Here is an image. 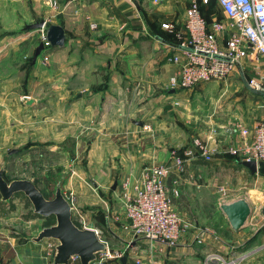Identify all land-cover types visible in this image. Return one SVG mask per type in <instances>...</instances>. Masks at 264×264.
I'll use <instances>...</instances> for the list:
<instances>
[{
  "label": "crops",
  "instance_id": "1",
  "mask_svg": "<svg viewBox=\"0 0 264 264\" xmlns=\"http://www.w3.org/2000/svg\"><path fill=\"white\" fill-rule=\"evenodd\" d=\"M57 1L58 7L44 10L45 0H32L45 15L48 11H53V18L58 15L56 24L67 34L65 44L44 45L35 62L25 65L19 62L20 54L27 49L24 57H28L33 37L25 45V33L12 32L22 24L25 29V0H0V27L11 30L0 36V46L8 45L6 50L0 48V158L4 148L16 150L6 148L8 143L77 141L83 136L93 141L90 166H75L64 189L72 193V215L79 206H89L85 215H79L80 228L130 243L122 255L125 262L109 257L101 264L223 261L238 241L249 239L253 224L248 225V219L244 228L233 231L220 205L236 200L225 197L238 189L247 192L264 186L262 163L252 173L240 156L230 153V148L250 143L254 128L264 120V94L247 86L249 76H264V61L242 60L224 80L171 87L169 78L179 65L168 58L177 52L178 43L173 32L160 25L170 21L182 28L189 0ZM198 8L208 22L226 21L217 0L198 1ZM91 22L97 24L96 30L90 29ZM210 83H215L213 110L196 101ZM25 94L33 99L26 104L29 107L22 101ZM235 123L246 127L249 135L243 139ZM200 146L209 158L200 153ZM174 152L183 157L180 168ZM154 164L170 167L167 184L172 203L192 224L172 248L159 244L150 249L143 241L136 243L124 214L125 194L134 193L144 168ZM88 173L96 177L90 179L91 186L85 180ZM181 195L180 202L173 200ZM211 204L218 206L220 215L206 216L204 210ZM219 219L221 227L231 231V239L211 228ZM7 230H0V264H51L48 246L56 241L19 240ZM257 245L264 246V235L252 247ZM117 250L109 248L111 254Z\"/></svg>",
  "mask_w": 264,
  "mask_h": 264
},
{
  "label": "built area",
  "instance_id": "2",
  "mask_svg": "<svg viewBox=\"0 0 264 264\" xmlns=\"http://www.w3.org/2000/svg\"><path fill=\"white\" fill-rule=\"evenodd\" d=\"M152 1L160 3L164 0ZM198 1L208 2L189 0L181 23L182 28H177L176 23L170 21L161 22L160 25L161 28L173 32L178 43L175 45L177 52L168 58L179 65V71L169 78L171 87L192 88L203 83L224 80L241 66L242 60L253 63L264 61V0H217L226 21L211 22L201 14ZM47 3L55 9L59 2L47 0ZM89 27L96 30L97 24L91 22ZM42 39L44 44L48 45L45 34ZM247 85L250 89L264 93V76H249ZM234 127L243 139L249 135V130L241 123H235ZM200 148V153L209 158L206 150L201 146ZM230 153L240 156L243 160L264 164V120L254 128L250 143L243 142L241 147L230 148ZM186 154L191 155L192 152L188 151ZM174 159L175 165L180 168L183 157L174 152ZM169 174V166H147L134 193L125 194L124 214L132 236L136 243L143 241L150 249L159 244L167 248L175 247L182 236L192 228L191 222L180 214L172 203L167 184ZM62 194L68 201L71 200L70 191H63ZM98 238L106 244L107 250L98 253L94 262L101 264L106 258H120L124 255L121 249L111 254L106 240L100 236ZM54 246H48L50 253L54 252ZM129 247L130 243H127L125 248ZM68 264L81 263L79 258L74 256Z\"/></svg>",
  "mask_w": 264,
  "mask_h": 264
},
{
  "label": "rangeland",
  "instance_id": "3",
  "mask_svg": "<svg viewBox=\"0 0 264 264\" xmlns=\"http://www.w3.org/2000/svg\"><path fill=\"white\" fill-rule=\"evenodd\" d=\"M46 1L47 0H45L46 5H44V10L45 8H51ZM36 10L38 11L36 12ZM52 12L53 11H48L45 15L44 11L41 12L40 8L36 7L32 0H25V25L43 19L45 20V26L40 29L27 30L22 28V24L19 29L12 30L15 35L25 33V45L28 40L33 37L32 39L34 44L32 43V48L28 50V57H24V54L27 55V49H25L24 53L20 54L19 62H25L26 65L30 61L28 58L33 54V48H35L40 42L38 40L41 39V41H43L42 36L46 32L47 26L59 22L60 18H58V15H56L55 18L50 16V14L53 15ZM12 20H14L13 17ZM7 31L11 30H5L0 27V36ZM88 32V29H86V33ZM82 35L85 36L83 33ZM48 46L49 45L45 44V47ZM1 47L6 50L8 45L7 47L0 46V48ZM9 68L12 70L11 67ZM99 79L101 81H105L106 78L99 77ZM93 80L97 81V79ZM213 85H215V83L204 85L206 88H204L203 91H200V95H196V101L200 105L205 106L207 110H213L214 106L212 101L216 94L214 93V89L212 87ZM48 92L49 91L44 93L48 94ZM45 94H43V96ZM25 97H27L26 94ZM30 99L33 100L32 98ZM70 99H74V95L70 97L69 100ZM22 101L24 102V97H22ZM25 106L29 107L30 105H26L25 103ZM76 143H78V145ZM91 143H93V141L86 140L83 136H81L77 141L67 138L62 142L53 140H25L23 145H17L16 142H12L11 144L8 143L6 148L12 147L11 149H16V152L10 155L8 150L4 148L3 153L1 152L0 167L2 165L4 167L3 175L6 180L10 181L12 179L20 178L33 179L34 184L45 196V198L51 199L54 196V191L58 182H61L62 193L64 189H67L66 184L71 171L75 166L82 164V168L84 169H87L90 166L88 161L89 155L92 153ZM260 167V173L264 175V166ZM94 178L96 177L92 176L90 173L85 176V180L90 184V186V179L94 180ZM182 198L183 197L181 195V197H173V200L180 202ZM225 198L228 200L231 198H244L249 203L252 209V215L249 218L248 225L253 224V232L251 233L252 235H250L249 239L245 241H238L241 243H236L232 250L223 256V261H216L212 264H264V246L257 245V247H252L258 238H261V236L264 235V217L260 213L261 207L264 206V186L262 185L261 188L256 187V189L247 192H245L244 189H238V191L232 192L231 195L229 194V196H226ZM87 208H89V206H79V208H76L73 211L72 217L75 219L74 221L76 225H82L78 221L79 215H85ZM204 212L206 216H209L210 218L214 217L215 214L220 215L221 213L218 206L215 204H211L210 206L207 205ZM54 223V216L45 218L35 214L33 212L32 204L23 193H15L7 202L0 201V230H5V228H7V233L13 235L19 240L30 239L35 236L41 228L50 226ZM221 223L222 222L219 219V221H215V223L212 224V227L211 224H208L222 238L229 237L227 239H231V231H227L224 227H221ZM102 239L108 242L109 248H119L123 250V252L125 251L124 248L126 247L127 242H124L121 238L104 236ZM43 241L54 242L55 240L44 239Z\"/></svg>",
  "mask_w": 264,
  "mask_h": 264
},
{
  "label": "water",
  "instance_id": "4",
  "mask_svg": "<svg viewBox=\"0 0 264 264\" xmlns=\"http://www.w3.org/2000/svg\"><path fill=\"white\" fill-rule=\"evenodd\" d=\"M45 26V20L26 24L25 29H40ZM65 30L59 24H50L46 28L45 39L50 46L62 47L65 44ZM44 42L41 41L36 46L31 63L33 64L41 51L44 49ZM248 86V85H247ZM253 90V89H251ZM254 92H257L253 90ZM263 93V92H259ZM264 94V93H263ZM28 99V100H25ZM32 100L24 97V103L30 104ZM16 150L8 153L11 155ZM245 165L252 173L257 171V163L254 160H244ZM4 167H0V201L7 202L15 193H23L33 207V212L41 217L54 216L55 223L41 228L30 240L38 243L44 239L56 241L51 264H68L71 257H78L81 264H92L96 260V255L107 250L106 244L101 241L95 230L92 228H80L72 219V207L61 191V182L57 183L54 196L51 199L45 198L41 191L34 184L33 179H12L4 178ZM220 210L228 221L231 229L240 231L247 224L252 215V209L244 198H239L231 202L220 205ZM264 217V206L260 209ZM126 257L121 261L125 262Z\"/></svg>",
  "mask_w": 264,
  "mask_h": 264
},
{
  "label": "trees",
  "instance_id": "5",
  "mask_svg": "<svg viewBox=\"0 0 264 264\" xmlns=\"http://www.w3.org/2000/svg\"><path fill=\"white\" fill-rule=\"evenodd\" d=\"M31 61V60H30ZM260 166H264V164L262 163V165L260 164ZM261 168V167H260Z\"/></svg>",
  "mask_w": 264,
  "mask_h": 264
}]
</instances>
